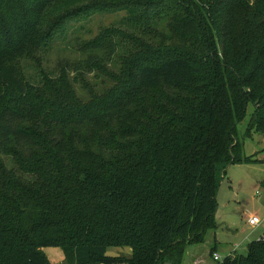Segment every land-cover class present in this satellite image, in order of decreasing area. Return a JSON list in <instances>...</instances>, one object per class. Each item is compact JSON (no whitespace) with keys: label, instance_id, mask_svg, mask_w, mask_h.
<instances>
[{"label":"trees","instance_id":"obj_1","mask_svg":"<svg viewBox=\"0 0 264 264\" xmlns=\"http://www.w3.org/2000/svg\"><path fill=\"white\" fill-rule=\"evenodd\" d=\"M116 12L81 58L43 68L72 22ZM249 104L246 136L264 135V0H0V264H51L49 247L68 264H184L228 166L252 159ZM223 264H264V238Z\"/></svg>","mask_w":264,"mask_h":264},{"label":"rangeland","instance_id":"obj_2","mask_svg":"<svg viewBox=\"0 0 264 264\" xmlns=\"http://www.w3.org/2000/svg\"><path fill=\"white\" fill-rule=\"evenodd\" d=\"M126 16L125 12L116 13H94L87 20L78 23L72 22L67 32L66 38L58 39L45 51L39 55L40 62L45 70L53 69L62 60H77L80 56L74 48L80 46L82 42L89 41L100 34L106 28L119 27L120 22ZM79 43V44H78ZM81 58V57H80ZM25 73L28 76L36 75L37 65L34 62L24 61ZM114 70L120 73L121 63L115 61ZM87 81L95 90L102 92L107 89L112 82L103 75L87 76ZM81 93L84 90L82 84L76 85ZM81 95L87 98L86 94ZM254 111L252 104L247 107L244 120L237 125L238 140L241 142V152L245 157H252L251 161L229 165L225 171L224 178L216 195V227L206 234V241L210 242L206 246V241L202 244L206 247V256L214 242L219 248L221 264L226 258L223 254L232 251L234 256L245 255L247 244L264 236V135L253 132L251 137L246 136V131ZM91 219L99 220L100 213L93 209ZM257 215L262 220L258 227H251L248 224L251 216ZM259 233L262 235L259 236ZM188 252V250H187ZM186 252V254H187ZM43 253L51 264H68L64 252L55 247L44 248ZM130 248H110L109 256L130 257ZM213 256V255H212Z\"/></svg>","mask_w":264,"mask_h":264},{"label":"crops","instance_id":"obj_3","mask_svg":"<svg viewBox=\"0 0 264 264\" xmlns=\"http://www.w3.org/2000/svg\"><path fill=\"white\" fill-rule=\"evenodd\" d=\"M260 235H262V234L259 233V236ZM263 238H264V236H260L257 240H261ZM253 241H256V240H253ZM252 242H250V243H252ZM209 243L210 242L206 241V243H205L206 246ZM250 243L247 244V250H248V247H249ZM206 249L207 248L203 247L202 244L189 247L188 248V252L186 254V257H185L184 264H218L217 262L213 261V256H212L214 254H218L219 255V253H218L219 248H218L217 244L215 242L213 244H211V247H210L211 250L210 251L208 250V253H207L208 256H206V254H205V250ZM231 252L232 251H229L227 254H223V256L225 258H234L235 255L233 256L231 254Z\"/></svg>","mask_w":264,"mask_h":264},{"label":"built area","instance_id":"obj_4","mask_svg":"<svg viewBox=\"0 0 264 264\" xmlns=\"http://www.w3.org/2000/svg\"><path fill=\"white\" fill-rule=\"evenodd\" d=\"M261 223H262V220L257 215L251 216L249 218V221H248V224L251 227H258ZM213 258L217 262H219L221 260V258H220V256L218 254H214ZM101 264H104V263H101ZM221 264H223V263H221Z\"/></svg>","mask_w":264,"mask_h":264}]
</instances>
